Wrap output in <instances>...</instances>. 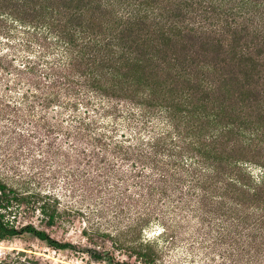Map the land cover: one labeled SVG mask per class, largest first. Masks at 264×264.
Instances as JSON below:
<instances>
[{"label": "trees", "instance_id": "16d2710c", "mask_svg": "<svg viewBox=\"0 0 264 264\" xmlns=\"http://www.w3.org/2000/svg\"><path fill=\"white\" fill-rule=\"evenodd\" d=\"M6 141L40 157L64 142L111 183L96 213L129 226L84 230L98 262L120 264L112 248L156 264L141 233L158 222L168 245L191 230L220 264H264V0H0ZM14 200L0 181V241L82 250L6 222Z\"/></svg>", "mask_w": 264, "mask_h": 264}, {"label": "rangeland", "instance_id": "374dc122", "mask_svg": "<svg viewBox=\"0 0 264 264\" xmlns=\"http://www.w3.org/2000/svg\"><path fill=\"white\" fill-rule=\"evenodd\" d=\"M0 147V181L9 186L11 195L16 199L4 212L5 221L19 229L33 225L60 242H70L82 249L56 250L25 233L0 241V261L19 259L22 264H110L107 261L98 262L87 253L103 248L91 244L84 236V230L92 228L97 232L116 236L124 227L129 226L128 223L119 225L107 215L99 218L100 215L96 213L100 203L109 195L108 192L115 193V189L110 188L111 183L108 185L102 179L99 180L103 183L102 187L92 184L91 181L96 178L95 172L85 168L83 159L77 153H71L64 142H58L56 147L65 150L44 157H40L37 148L31 147L33 151L27 152L8 141L1 142ZM248 168L253 178L259 181L263 169L254 164H249ZM42 207H46L49 214L60 213L61 219L50 222L43 215ZM252 222L254 224L253 220ZM259 230L258 234L264 235V228ZM161 231L160 224L153 222L141 233L146 240L158 243V247L154 246L158 255L156 264H220V259L214 254L216 251L203 248L209 246L208 242L199 244L201 238L193 231L188 230L173 246L168 245L159 235ZM133 237L124 233L121 240L128 245ZM134 241V246H140L138 239ZM109 247L108 244L107 248ZM111 250L116 255L117 263L143 264L135 257H130L129 251ZM238 258V264H254L253 259L246 255ZM225 262L224 264H229Z\"/></svg>", "mask_w": 264, "mask_h": 264}]
</instances>
